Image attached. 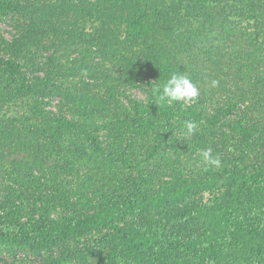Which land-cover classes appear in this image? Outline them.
Instances as JSON below:
<instances>
[{
  "label": "trees",
  "instance_id": "1",
  "mask_svg": "<svg viewBox=\"0 0 264 264\" xmlns=\"http://www.w3.org/2000/svg\"><path fill=\"white\" fill-rule=\"evenodd\" d=\"M70 1L0 0V19L18 15L13 42L0 37L17 59L0 56V174L25 190L0 203L1 250H63L44 264H264V0ZM212 32L218 51L204 48ZM236 43L244 64L225 58ZM177 71L199 98L158 106L154 86ZM86 75L94 87L71 83ZM127 86L147 100L129 98ZM188 121L197 124L191 135ZM170 144L188 158L217 148L222 166L205 162L189 176L179 160L163 169ZM97 166L109 173L89 201L94 214L51 218L49 198H38L26 216V192L48 187L31 180L34 171L89 182Z\"/></svg>",
  "mask_w": 264,
  "mask_h": 264
},
{
  "label": "rangeland",
  "instance_id": "2",
  "mask_svg": "<svg viewBox=\"0 0 264 264\" xmlns=\"http://www.w3.org/2000/svg\"><path fill=\"white\" fill-rule=\"evenodd\" d=\"M84 1H87L88 4H92L96 2V0H84ZM70 2H72L73 4H76L77 6L81 4V0H71ZM15 18L17 19L18 15L3 16L0 19V37L4 41H7L9 43H12L14 40V36L18 35ZM216 20H217V24L219 25V27L220 25L222 26L221 24V22H223L222 16L220 17V19L219 17H217ZM241 21H243V23L246 24V27H247V24H249V22L251 24H254V21L252 20L248 21V19H243ZM237 22L238 21H236L235 24H237ZM217 39L220 41L219 34H214L212 32L211 35H207L205 40H203V43L206 44L204 48L209 49V50L218 51L221 46V42L217 41ZM241 50H243L241 48V45L237 43H236V49H233L232 51L227 50L226 51L227 57L224 56L227 59V62H229L232 65H235V63L244 64L246 62V59L244 60L245 52ZM10 54L11 53L7 52V50L5 51L4 47H2V49L0 50V56L3 57V59L16 61L17 59L15 58V56L13 54L11 55ZM44 56L45 58L47 57L49 58L51 56V53H44ZM45 58L44 60H42L41 67H44V64L46 62ZM73 58H78V55L76 54L73 55ZM108 64L106 63L105 67H107ZM259 68L262 69V67H259ZM30 71L32 72L30 68L26 69V72L27 73L29 72L31 75ZM37 74L42 77L44 75V72L39 71L37 72ZM81 80L84 83H86L89 87L91 88L94 87L93 81L89 79L87 75L77 78L71 83H74L75 85H80L79 82ZM125 92L129 98L135 99L138 101H146L148 98L147 91L143 88H140L139 86L137 87L127 86V88H125ZM208 95H209V104H208V107L207 106L205 107V109L207 108V110L210 113H214L215 112L214 108H216V106L211 103V101L214 102V99H212L211 93H209ZM59 102H60L59 99H54V101H52V104L50 105V107H48V109L57 113L58 111L57 107L59 106ZM122 102L128 105L127 98L122 99ZM221 102L222 103L220 104L221 106H223L226 103V99L222 100ZM247 106L248 104L240 105L241 109H237V111L244 112L245 107ZM248 108L249 107H247V109ZM257 109L258 111H256V114H260V109L259 108ZM66 116L69 117V115H66ZM231 118L234 119L235 116ZM101 134H102L101 135L102 140H104V136L106 132L102 131ZM207 150H211V153H213V151H216L217 148H212V149H207ZM202 152L201 151L196 152L192 155V157L188 158L186 153H179L173 150L170 144L168 147L165 148V151L162 154L163 159L160 160L161 168L169 171V169H167V166L174 167L175 163L179 160L180 162H182L181 167L186 168L185 175L189 176L191 175L190 173L191 170L203 169V167L205 166V160L201 154ZM8 169L9 171H13V169L10 167H8ZM62 172H63V175H61ZM62 172L61 174L53 176L51 175L49 171H47V173L34 171L33 176H30L31 180L33 182H37L38 184H45L48 187L44 190V194H41L38 190H33L31 187L29 189V192H26L27 199L29 201L28 203L25 202L24 207H22L23 209L27 210L25 213L26 216L30 213L31 210L33 211L35 207L41 206V203H38L34 200L38 198L40 199L49 198L50 200L49 203L52 204V209L50 208V212H49V216H51V218H57L58 216H60V214L65 215V214H70L73 212H81V211H84L85 214H88V215L89 214L92 215L95 213L94 207L89 204L90 203L89 201L91 199L95 200L93 198L94 193L100 192L101 190L104 189L105 186L106 187L108 186L107 185L108 181L106 179L108 177L107 175L109 172L97 166L95 171L90 174L91 177H90L89 182L87 181L86 177H84L83 175H80L81 173L79 175L73 176L67 173L66 171H64V169L62 170ZM7 174H8L7 171L0 174V203L6 200L7 196L11 194V191L13 188L14 189L16 188L18 193H20L21 191L25 192L24 189H20L14 184V182L9 180V177ZM205 197L207 200L211 199V197L209 196H205ZM14 198H17V197H14ZM218 198L219 199L221 198L219 194H218ZM213 200H214L213 202H214V207H215L216 206L215 203L217 202V199L215 198ZM203 201L206 202L205 199ZM179 209L180 208H178L175 211V214L178 212ZM35 218L39 219V215H36ZM26 220H27L26 217L22 219V221H26ZM62 254H63V250H60V249H55L51 251L49 254H47L45 251H42L38 254L33 251H23V250L11 251L9 249L1 250L0 248V264H11V263H14V264H44L45 260L49 256L52 259H56V258L61 259ZM71 264H94V262L91 259L83 260L82 262H80L79 260H74L72 261Z\"/></svg>",
  "mask_w": 264,
  "mask_h": 264
},
{
  "label": "clouds",
  "instance_id": "3",
  "mask_svg": "<svg viewBox=\"0 0 264 264\" xmlns=\"http://www.w3.org/2000/svg\"><path fill=\"white\" fill-rule=\"evenodd\" d=\"M217 83L218 81H212L213 86H216ZM153 91L157 93L156 104L158 106L162 102L171 104L176 101L191 104L195 102L200 95L199 88L193 83L188 75L183 73V71L171 73L169 78L163 84H156ZM186 128L187 135H191L197 129V124L193 121H188ZM201 154L206 163L215 167L222 166L220 158L214 157L211 150L203 151Z\"/></svg>",
  "mask_w": 264,
  "mask_h": 264
}]
</instances>
